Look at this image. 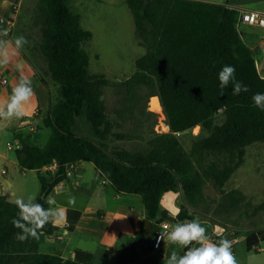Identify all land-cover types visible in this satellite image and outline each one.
Listing matches in <instances>:
<instances>
[{
  "label": "trees",
  "instance_id": "trees-1",
  "mask_svg": "<svg viewBox=\"0 0 264 264\" xmlns=\"http://www.w3.org/2000/svg\"><path fill=\"white\" fill-rule=\"evenodd\" d=\"M127 5L145 53L137 59L131 77L111 81L90 73L83 45L93 35L79 25L66 0H40L38 49L58 89L42 120L50 131L48 140L36 147L20 139L22 146L15 154L22 169L38 172L36 201L45 208L53 189L68 178L70 166L81 162L93 163L114 192L139 196L147 221L152 222L150 234L142 225L110 264H158L151 253L161 224L206 218L200 209L207 182L222 193L243 164L247 147L264 144V111L252 101L254 93H264V78L238 31L236 10L196 0H127ZM4 29L0 20V31ZM224 65L235 67L236 80L247 85L248 92L233 95L231 84L220 88L218 73ZM112 86L123 94L117 117L122 122L138 115L145 120L140 119V132L136 128L113 136L144 141L142 149L109 145L108 138L118 123L109 118L102 97L104 89ZM144 89L146 100L159 98L169 133L153 131L149 119L154 114L141 106ZM78 120L89 125V135L76 130ZM198 126L200 133L189 139L190 149L186 150L176 133ZM51 164H56L55 172L42 173ZM179 191L188 208L174 218L161 208V200L167 192ZM226 208L233 210L230 204L226 206L225 197L218 213ZM17 212L15 204L0 195V264H93L90 254L83 251H77L74 260H65L40 252L37 239L18 241L20 230L11 223ZM71 214L75 221L78 213L69 211L70 219ZM56 231L49 223L41 233L53 235ZM261 241L264 229L248 236V250Z\"/></svg>",
  "mask_w": 264,
  "mask_h": 264
},
{
  "label": "crops",
  "instance_id": "crops-1",
  "mask_svg": "<svg viewBox=\"0 0 264 264\" xmlns=\"http://www.w3.org/2000/svg\"><path fill=\"white\" fill-rule=\"evenodd\" d=\"M124 1L127 4V0ZM196 1L223 4L236 11L242 9L264 12V0ZM26 4H29L28 0H0V20L5 27L3 31L7 32L6 37L0 38L14 40L17 36H24L29 41V44L21 49L7 66L0 67V77L7 80V84H2L0 81V103L8 101L21 75L31 80L35 91L31 101L24 107L23 118L12 121L0 120V195L5 196L12 203L17 197L36 198L40 185L38 172L22 169L17 162L16 154L12 157L14 155L11 156L9 153L13 150V144L7 141L5 147L3 146L5 140L8 135L13 134L15 151L22 146L20 139L25 140L30 146H43L42 143L48 140L50 131L43 127L42 120L58 89L57 84L50 77L47 62L38 49L39 40H34L33 30L36 25L31 23L32 17L24 18V10L29 8L31 11L33 6L30 4V7L26 8ZM69 9L71 10L70 7ZM83 29L91 32L89 28ZM238 31L245 45L253 52L257 70L264 78V40L261 29L239 26ZM17 64L20 65L19 69L16 67ZM86 127L89 135L90 128L87 123ZM55 169L56 165L51 164L43 167L41 171L53 174ZM58 192L60 194H57ZM49 196L55 197L57 207L63 206L67 210V222L53 224L57 227L53 235L40 234L37 240L39 251L42 253L74 260L76 252L83 251L90 254L93 264H110L114 257L129 245L142 225H145L148 235L150 234L152 222L147 221L141 198L133 194L114 192L108 179L99 174L93 163L81 162L74 165L70 169L68 178L58 184ZM69 196L75 197L74 208L67 203ZM161 208L175 218L173 213L177 208L181 211L188 208V205L181 191L167 192L162 197ZM69 211L78 213L75 221L74 214H71V219L68 217ZM218 215L226 219V212H219ZM189 220L168 222L172 226ZM198 220L214 241L226 238L232 242V251L238 264H264V249L260 244L263 241L253 250L247 248L248 236L263 230L264 227L252 231L239 225L224 224L210 215ZM70 223L73 224L72 230L69 229ZM158 238L159 235L151 253V256L158 260V264H164V258H167L173 250L181 255L186 250L167 242L166 235L163 236L165 243L163 240L157 243Z\"/></svg>",
  "mask_w": 264,
  "mask_h": 264
},
{
  "label": "rangeland",
  "instance_id": "rangeland-1",
  "mask_svg": "<svg viewBox=\"0 0 264 264\" xmlns=\"http://www.w3.org/2000/svg\"><path fill=\"white\" fill-rule=\"evenodd\" d=\"M24 10V18L32 17L31 23H35L36 32L33 30L35 39H40V25L37 23L40 0H28ZM73 14L79 19V25L89 28L93 34V39L83 45L87 54L90 73L94 76L105 77L111 81H123L131 77L136 71V61L145 53V49L140 45L136 36L132 13L124 0H66ZM38 5V6H37ZM30 21V20H29ZM34 38V37H33ZM56 91V89H55ZM147 90L141 91L143 106L146 111L154 116L150 117L149 123L157 134L169 133L170 129L166 123V117L160 105L159 98L154 96L146 100ZM108 116L118 126L115 125L113 133L109 136V145L112 148H138L144 147V141L130 139H118L114 133H128L136 129L141 131L138 124V115L122 122L116 115L120 110L123 94L119 88L107 87L103 91L102 97ZM162 110V111H161ZM145 116V115H144ZM143 116V117H144ZM120 125V126H119ZM146 126V125H145ZM158 126V128H157ZM146 128V127H145ZM76 130L81 134H87V127L84 120H78ZM148 130V129H145ZM200 128L182 133L181 141L186 148L190 149L189 139L200 133ZM197 133V134H195ZM13 144L10 155L15 157V145L13 134L8 135L6 142ZM46 141H43L42 145ZM240 192V195L232 197V192ZM205 203L200 209L206 216L210 215L227 225H239L248 230H255L264 227V144L255 143L247 147L243 164L235 170L230 180L226 183L224 191L221 193L213 184L208 181L204 188ZM226 206H233V210H227L226 219L218 215L221 202L225 200ZM234 200V203H232ZM204 215L202 217H204ZM227 222V223H226ZM264 249V241L260 243Z\"/></svg>",
  "mask_w": 264,
  "mask_h": 264
},
{
  "label": "clouds",
  "instance_id": "clouds-1",
  "mask_svg": "<svg viewBox=\"0 0 264 264\" xmlns=\"http://www.w3.org/2000/svg\"><path fill=\"white\" fill-rule=\"evenodd\" d=\"M264 23V21H262ZM6 31H0V37H6ZM29 41L24 36H17L14 40L0 38V67L7 66L10 61L24 49ZM17 69L20 65H16ZM236 69L233 65H224L218 73L219 86L223 90L232 85L233 95L241 92H248L249 88L235 78ZM223 94V92H221ZM35 91L32 82L21 75L19 82L12 89L11 95L6 103H0V120L12 121L24 117V107L28 104ZM254 106L264 111V93L257 92L252 95ZM218 111H221L218 109ZM57 194H60L59 192ZM13 203L18 212L12 219V225L20 231L16 234V239L25 242L29 239H39L41 230L48 225L67 222V210L57 207L54 196H49L46 200L48 207L36 201L34 196L26 199L17 197ZM67 203L74 208L76 200L74 196H69ZM180 209L177 208L174 216H178ZM166 232L160 234L157 243L166 235L167 242L176 245L179 249H186L183 254L173 250L171 254L164 258V264H238L232 251V242L226 238L213 240L198 219H192L175 225H165ZM65 235L67 233L65 232ZM198 245V246H193Z\"/></svg>",
  "mask_w": 264,
  "mask_h": 264
},
{
  "label": "built area",
  "instance_id": "built-area-1",
  "mask_svg": "<svg viewBox=\"0 0 264 264\" xmlns=\"http://www.w3.org/2000/svg\"><path fill=\"white\" fill-rule=\"evenodd\" d=\"M237 13H238L237 27L249 26V27L259 28L262 31L263 40H264V23H262V21H264V12L263 11H251V10H242L241 9V10H237ZM0 81L2 84H7V80L5 78L0 77ZM157 128H158V126H157ZM198 128H200V127L198 126L192 130L195 131V129H198ZM195 134H197V133H195ZM180 135H182V133H176V136H180ZM9 148H11L10 145H9ZM73 166L74 165L70 166V168L68 170V175L70 173V169ZM165 225H170V223L168 221H165L162 223V226H161L162 229L158 233L159 236H160V234H164L166 232V229L164 227Z\"/></svg>",
  "mask_w": 264,
  "mask_h": 264
},
{
  "label": "bare ground",
  "instance_id": "bare-ground-1",
  "mask_svg": "<svg viewBox=\"0 0 264 264\" xmlns=\"http://www.w3.org/2000/svg\"><path fill=\"white\" fill-rule=\"evenodd\" d=\"M162 111V110H161Z\"/></svg>",
  "mask_w": 264,
  "mask_h": 264
}]
</instances>
